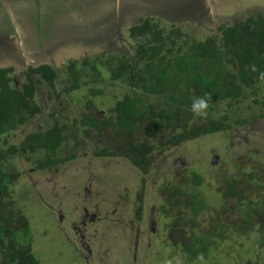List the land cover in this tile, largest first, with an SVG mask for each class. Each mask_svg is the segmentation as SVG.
Instances as JSON below:
<instances>
[{
	"label": "rangeland",
	"instance_id": "rangeland-1",
	"mask_svg": "<svg viewBox=\"0 0 264 264\" xmlns=\"http://www.w3.org/2000/svg\"><path fill=\"white\" fill-rule=\"evenodd\" d=\"M132 1L143 6V9L136 10L126 29L120 30V36L109 39V42L103 32L102 37L95 34V27L89 31L83 28L82 17L92 15L98 19L93 26H100L103 22L100 18L109 13V19L113 18L112 21L116 23L121 17L117 11L120 9L119 2L70 0L69 10L62 0H57V4L49 0H17L11 5L8 2L0 3V40L3 41L0 43V69L12 67V77L20 82L24 79V69L32 65L27 60L36 57L37 62L33 64L38 66L41 62L66 65L69 61H76L81 67L80 72L87 74L80 78L79 90L70 96H61L62 108L52 104L53 94L50 90L41 88L39 95H43V103L38 98L42 111L43 105H47L46 111L8 139L10 143L20 145L39 123L47 127L46 124L52 122L49 114L54 110L59 112L55 116L59 123L64 121L60 119L61 109H65L64 117L68 119V124L77 121L72 128L74 134L72 130L65 132L67 140L54 156L62 158L72 155L73 160L56 168L37 170V161L45 159L43 152L30 155L21 151L16 156L5 158L1 164L14 176L9 189L18 210L29 222V243L34 258L40 264H165L167 260H173L175 264L174 258L179 257L183 264H201L199 260L189 261L180 250L181 244L189 239L187 233L191 231L185 223L186 211L182 214L181 223L186 225L185 229L174 230L173 222L178 213L173 204L167 202L169 191L181 179L175 177L174 172L181 171L188 182L187 193H197L206 204L204 212L196 218L197 232H209L216 226L215 233L221 227L227 229L226 239L220 241L214 238L216 244L211 246L206 264H264V238L255 232L260 219H254L251 224L242 227L238 212L227 210L220 213L225 207H237L233 199L226 195L225 189L226 182H238L235 187L244 193L245 201H251L252 211H261L264 215V119L244 127L234 125L258 114L264 115L260 105L253 104L255 95L252 90L242 101L220 104L210 117L194 116V123L186 126V129L189 125L196 128L227 116L232 128L227 127L223 132L181 145L168 143L162 147L156 142L155 151L149 155V164L140 170L129 161L132 153L127 144L131 138L116 141L113 132L101 135L91 129L85 131L80 125L84 116H94L104 121L109 109H113L125 94L130 93L128 86L109 81L105 68L100 67V77H97L98 73L90 67L95 64L96 58L106 63L110 57H120L121 54L131 57L134 44L128 30L139 23L141 16H150L163 26L179 27L181 33H190L191 37L203 40L218 34L217 28L222 23L230 24L235 20L246 22L249 18L264 17V0H211L210 15L205 19H197L195 15L198 12L190 8L186 10L191 11L190 14L183 12L185 16H177L170 11L182 8L187 3L185 0H127L125 4L133 6L129 5ZM190 3L193 5V0ZM195 3L198 5V2ZM204 6L206 10L207 4ZM61 7L65 10L58 12L56 8ZM182 9L185 11L186 5ZM167 10L170 14L165 13ZM21 25L24 29L22 32ZM81 60L88 61L89 67L85 68L80 65L81 62H77ZM60 78L56 93L61 92L60 81L69 79V74L63 73ZM94 91L100 93L95 96ZM259 100L264 102L263 91ZM88 101H91V105L87 107ZM242 128L251 129L247 132L248 142L234 137L236 131L245 135ZM142 138H145L144 134ZM153 143L154 139L147 145ZM106 147L113 156H96ZM113 147L116 149L112 150ZM193 175L199 177L197 186L191 185ZM250 176H253L252 180ZM254 183L258 190H249L247 186ZM84 188L91 189L95 203L103 202V215L109 217V226L104 227L106 230H101L98 224L81 228L79 219L82 209L88 207L81 194L85 197L91 193L90 190L84 191ZM163 188L165 192H162ZM104 200L106 204L108 201L107 205H104ZM165 203L167 211L162 213L160 208ZM139 206L142 216L137 221L134 215ZM88 211L93 213L95 208L90 207ZM64 219L70 220L72 226ZM137 223L143 233L140 243L139 239L136 242L135 236ZM80 237L84 238L83 242Z\"/></svg>",
	"mask_w": 264,
	"mask_h": 264
},
{
	"label": "trees",
	"instance_id": "trees-1",
	"mask_svg": "<svg viewBox=\"0 0 264 264\" xmlns=\"http://www.w3.org/2000/svg\"><path fill=\"white\" fill-rule=\"evenodd\" d=\"M217 31L218 34L214 36L198 40L191 37L190 33H181L179 27L163 26L160 21L152 18L132 25L128 30L134 44L131 57L121 54L120 57H110L106 63L96 58L95 64L90 67L98 73L97 77H100V67L105 68L109 73V81H118L128 86L130 93L125 94L113 109H109L101 129L97 130L99 120L89 116L82 117V128L96 129L94 132L101 135L113 132L115 140L120 142L131 138L127 144L132 153L129 161L140 170L149 164V155L155 151L156 142L162 147L168 143L181 145L223 132L227 127L232 128L227 116H221L200 127L191 128L189 125L186 129L187 124L195 121L190 110L195 97L208 95L210 106L207 117L213 115L216 107L224 102L242 101L250 90L255 95L253 104L260 105V109L264 110V102H259V95L261 91L264 92V81L259 79L260 73H264V17L249 18L246 22L235 20L230 24L222 23ZM86 64L87 61L82 66L89 67ZM253 66L256 71L252 70ZM80 68L76 61H69L66 65L42 62L39 66H28L20 82L13 79L12 67L0 69V264H40L31 251L29 222L18 210L10 193V182L14 176L3 169V160L21 151L29 152L30 155L43 152L45 159L37 161V170L56 168L73 160L72 155L62 158L54 156L67 140L65 132L72 130L77 121L68 124V119L64 117L65 109H61L60 119L64 121L59 123L55 117L59 112L54 110L49 114L52 122H48L47 127L39 123L36 130L29 132L20 145L10 143L8 139L40 116L42 106L38 97L41 88L50 90L53 105L58 104L62 108L61 96H70L79 90L80 78L87 75L80 72ZM63 73H68L69 79L60 81L61 92L56 93L57 80H61L60 75ZM99 93L94 91L95 96ZM89 105L91 101L87 102V107ZM247 121L241 120L234 125L242 126ZM143 134L147 143L154 139L153 145L144 143ZM103 150L96 156H113L109 147ZM174 174L181 179L168 193L167 202H171L178 213L173 228L185 229L186 225L181 223L182 214L186 211L185 223L191 230L190 233L186 232L189 239L181 244L180 250L189 261L198 260L200 254L206 259L211 246L216 244L214 238L220 241L226 239L227 229L221 227L215 233L218 228L216 226L209 232H197L196 218L204 212L205 201L195 192L187 193L188 182L181 171ZM249 178L253 179L252 176ZM198 183L199 177L193 175L191 185L197 186ZM226 184V195L233 199L237 207H225L220 213L227 210L238 212L242 218V227L251 224L254 219H260L259 228L255 232L263 239L264 215L261 211H252L251 201H245L244 193L236 189L235 184ZM255 186L254 183L247 187ZM165 191L163 188L162 192ZM160 211L166 213V203ZM136 216L138 219L142 216L140 206Z\"/></svg>",
	"mask_w": 264,
	"mask_h": 264
},
{
	"label": "flooded vegetation",
	"instance_id": "flooded-vegetation-1",
	"mask_svg": "<svg viewBox=\"0 0 264 264\" xmlns=\"http://www.w3.org/2000/svg\"><path fill=\"white\" fill-rule=\"evenodd\" d=\"M15 1H17V0H0V3H9L10 5L11 4H13V2H15ZM56 1L57 0H49V2H51V3H55V4H57L56 3ZM62 1H64L65 2V4H66V7L68 8L69 6H70V0H62ZM104 1V0H103ZM113 1H115V2H119L118 3V5H119V10H117L118 11V15H120L121 17L120 18H118V20H117V22L115 23L114 21H112L113 20V18H110L109 19V13H108V16L107 15H104L103 17H101L100 19H102L103 20V22L100 24V26H98L97 24H96V26L94 25L93 26V22L95 23V21H98V19H95L92 15H86L85 14V16L84 17H82V19H83V21L84 22H82L83 24H84V27L83 28H85L87 31H89V30H91L93 27H95V34L97 35V36H101L102 37V34H101V32H103V34H106L105 35V38H106V40H108V42L110 41L109 39H114V38H116V36L117 37H119L120 35V30H124V28L126 29V26L128 25L127 23L130 21V20H132L133 19V17H134V14H135V12H136V10H141V9H143V6H139V5H137L138 3H134L135 1H132L133 3L132 4H129V5H133V6H128V5H126L125 4V1L127 2V0H122L121 2H120V0H113ZM187 3L185 4L186 5V8L187 9H185V11H182L183 9V7L185 6H183L182 8H179V9H174L173 11L172 10H170L171 12H173V14H175V15H177V16H183L184 15V13L183 12H186V14L188 13V14H190L191 13V11H186V10H189V8L190 9H193L195 12H198V14L197 15H195V17L198 19V18H200V19H205V17H209V15H210V6H209V4L211 3V0H204V1H201V2H199L198 0H193V5H191V3H190V0H185ZM195 1L196 2H198V5H197V3H195ZM19 2V1H18ZM111 2V1H110ZM156 1H154V3H155ZM121 4H122V6H121ZM205 4H207V9L205 10ZM202 5H203V7H202ZM132 7V8H131ZM71 7H69L68 8V10L70 9ZM57 9V11L59 12V10H65V9H63L62 7L61 8H56ZM25 10V9H24ZM123 11V12H122ZM19 13V12H18ZM86 13H87V10H86ZM165 13H168V14H170V12H169V10H167ZM133 15V16H131L130 17V15ZM19 15V14H18ZM20 15H22V14H20ZM185 16V15H184ZM148 18H151L150 16H141V19L139 20V22H141L142 20H145V19H148ZM122 21V22H121ZM135 21V20H134ZM134 21L131 23V24H133L134 23ZM105 22V23H104ZM119 22H120V24H119ZM130 24V25H131ZM129 25V26H130ZM87 26V27H86ZM24 29L22 28V25H21V32L23 31ZM128 35H129V33H128ZM83 38H86V37H83ZM107 42V43H108ZM0 43H3V41L2 40H0ZM94 43V42H93ZM113 49L114 47H109V49ZM32 54H34V51L32 52ZM31 63L32 64V66H34V65H36V64H33V63H36L37 62V59H36V57H34V58H31V60L30 61H28L27 60V63ZM77 62H81L80 63V65H84V63L86 62V61H77ZM40 63V62H39ZM42 63V62H41ZM29 65V64H28ZM86 65H89V62L87 61V64ZM26 71V69H24V72ZM13 79H14V77H13ZM47 87V86H46ZM39 97H40V99H41V97H42V99H41V101H42V103H43V95H39ZM48 98V97H47ZM49 99H50V97H49ZM51 100V99H50ZM52 102V101H51ZM41 103V102H40ZM52 104H53V102H52ZM45 105V104H44ZM43 105V111H41V113L43 112H45L46 111V108H47V105H45L44 106ZM91 117H93V118H95L94 116H91ZM106 118H107V114H106ZM106 118H105V120H106ZM96 120H98L97 118H95ZM259 119H264V116H260V114H258L256 117H253L252 118V120H249V121H247V122H245V124L244 125H242L241 127H244V126H246V125H250L251 123H254L255 121H257V120H259ZM104 120V121H105ZM102 122L103 121H99V125H98V127H97V130L99 129V127L100 126H102ZM89 129H91L92 131H95L94 129H92V128H89ZM86 130H88V129H86ZM85 130V131H86ZM242 130H244L246 133H245V135L244 136H242L241 135V132L240 133H237V131L234 133V137L236 138H239V139H241L243 142L245 141V142H248L247 141V132H249V131H251V129L249 128V129H245V128H242ZM240 140V141H241ZM246 147V146H245ZM250 151H252V150H250ZM251 153V152H250ZM33 171H35V170H33ZM252 178H253V176H252ZM89 181H92L90 178H89ZM86 182V181H85ZM84 182V183H85ZM237 183V185H238V182H236ZM235 182H234V184H236ZM93 183L91 182L90 183V185H92ZM256 184V183H255ZM35 185V184H34ZM90 187V186H89ZM82 188V187H81ZM80 188V189H81ZM248 189L249 190H256L255 189V187L254 188H249L248 187ZM84 191H89L90 190V194H88L87 196H85V197H83V194H81V191H79L80 192V194H81V196H82V198H83V200L84 201H86V205H88V207H87V209H82L83 210V212H82V216L80 217V222H81V228H85V229H87V228H89V227H92V225H96V224H98V227L101 229V230H106V229H104V227H108L109 225H108V222H107V219L109 218V217H106V216H104L103 215V208H101V206L103 205V202L102 203H95V199L93 198V196H92V191H91V189L89 188H84L83 189ZM73 192V194H74V190H72ZM109 203L111 204V202L109 201ZM107 204H108V201H107ZM106 204V200H104V205H107ZM90 207H93V208H95V211L92 213H89V208ZM139 208V207H138ZM138 210V209H137ZM137 210H136V212H137ZM136 212H135V218H136V220L137 221H140L141 220V218H137V216H136ZM105 213H107V212H105ZM104 213V214H105ZM99 216V217H98ZM79 218V217H78ZM65 220H68V219H64L63 221H65ZM109 220V219H108ZM68 223L69 224H71V222H70V220H68ZM92 223V224H91ZM71 226H72V224H71ZM124 230H125V228L124 227H122ZM72 231H73V227H72ZM136 242L138 243V239H139V243H140V239H141V237H142V239H143V233L140 231V224L139 223H137L136 224ZM141 233H142V235H141ZM80 241L81 242H83V237H80ZM99 241H100V239H99ZM77 251V250H76ZM77 253H78V251H77ZM80 254V253H79Z\"/></svg>",
	"mask_w": 264,
	"mask_h": 264
},
{
	"label": "clouds",
	"instance_id": "clouds-1",
	"mask_svg": "<svg viewBox=\"0 0 264 264\" xmlns=\"http://www.w3.org/2000/svg\"><path fill=\"white\" fill-rule=\"evenodd\" d=\"M253 71H256L255 67L252 68ZM259 79L264 81V73H260ZM209 97L207 94L204 96L195 97L192 101L190 110L194 116H206L209 109ZM201 264H206L205 257L203 254H200L197 258ZM175 264H183L182 260L179 257L174 258ZM165 264H173V260H167Z\"/></svg>",
	"mask_w": 264,
	"mask_h": 264
}]
</instances>
